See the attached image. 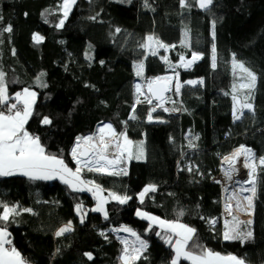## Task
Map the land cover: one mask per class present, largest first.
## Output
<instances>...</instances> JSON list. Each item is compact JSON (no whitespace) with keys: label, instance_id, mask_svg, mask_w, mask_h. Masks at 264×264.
I'll return each mask as SVG.
<instances>
[{"label":"trees","instance_id":"1","mask_svg":"<svg viewBox=\"0 0 264 264\" xmlns=\"http://www.w3.org/2000/svg\"><path fill=\"white\" fill-rule=\"evenodd\" d=\"M61 2L0 0V29L9 24L13 29L0 36V71L5 73L9 103H16L13 95L24 88L35 91L34 115L25 127L41 138L46 152L61 157L73 170L77 166L69 151L77 137L93 134L104 122L124 133L132 142L131 158L121 161L128 174L100 175L84 169L81 178L95 181L106 196L116 192L132 199L121 205L109 197L105 219L91 211L95 199L86 190L74 192L58 179L0 177V201L32 209L7 223L11 246L33 264H119L121 242L111 228L128 225L148 245L135 264H170L173 250L156 234L164 236L165 230L154 224L149 230V221L136 215L140 209L195 228L196 242L221 255L264 264V172L257 168L251 218L243 221L233 215L228 221L229 227L252 233L244 243L223 239L220 190L212 179L220 157L235 146L251 147L257 160L264 156V0H214L208 11L195 0L190 8H182L179 0H147L149 7L145 0H77L64 26L57 28ZM34 33L43 41L34 42ZM150 35L175 46L170 50L175 62L181 54L202 53L191 68L179 69V81L203 80L184 84L180 94H174L177 113L156 109L151 121L146 104L133 109L134 81L167 73L162 53L152 55L141 47ZM233 54L257 75L248 101L253 111L244 109L239 120L233 117L232 95L242 102L247 90L239 87L242 73L237 69L233 75ZM141 63L143 73L137 76L135 65ZM6 110L0 106V111ZM45 116L50 125L41 124ZM141 151L142 158L136 159ZM149 184L156 185V191L141 203L137 194ZM180 211L184 214L178 217ZM69 221L72 231L57 237L56 231ZM86 252L92 253V260Z\"/></svg>","mask_w":264,"mask_h":264},{"label":"snow or ice","instance_id":"2","mask_svg":"<svg viewBox=\"0 0 264 264\" xmlns=\"http://www.w3.org/2000/svg\"><path fill=\"white\" fill-rule=\"evenodd\" d=\"M123 2V0H121ZM77 3V0H62L58 5V11L62 12V18L59 23L55 26L57 28H62L64 26L65 20L68 18L69 14L73 10V6ZM180 6L182 8H190L192 6V0H179ZM214 0H195V4L205 10H210L213 5ZM145 7H149L147 0H145ZM27 15V14H25ZM3 17L0 16V20ZM90 19H96V17H90ZM215 22H213V40H215ZM11 24L0 29V36L5 32H12ZM117 32L120 31L119 28L116 29ZM43 37L38 34H33V41L40 43L43 41ZM149 42L156 43L161 48L175 47L174 45L169 46L160 42L157 38L149 36L146 38ZM2 43V40H0ZM182 43H184L182 41ZM141 47H150L149 45H141ZM212 63L213 69L217 67V49L216 44H212ZM15 54V50H13ZM152 55H156V51L151 52ZM202 58V53L193 51L191 53V59H187L183 54L180 56V65L184 68H190L196 61ZM167 62V57H162ZM103 63V61H101ZM173 71L175 70V65L171 66ZM233 75L237 74V69L242 75L239 79L242 81L239 85L240 89L247 90V94L244 96V100L241 102L236 94L232 95L233 100V117L234 120H239L244 115V109L248 111H253L252 103L248 102L252 97V91L255 89L257 75L250 68L246 67L243 62L236 60L233 54L232 60ZM143 73V64L137 66L136 75L141 76ZM44 73H41L43 76ZM178 73L175 76H162L155 77L154 80H149L147 87L152 96L156 100L160 101L157 107H163L164 101L167 97L164 93L170 90L173 80H175V94L179 95L181 88L184 84H203V80H188L184 81L183 84L178 79ZM39 79V78H38ZM246 81V82H244ZM154 83L157 85L153 87ZM46 86V85H41ZM136 92L143 94L141 92V86L139 84L135 85ZM236 91V85L233 84V92ZM227 94V93H226ZM16 103H9L10 97L8 94L7 85L5 83V73L0 71V106L7 107V114L4 111H0V177H10L14 175H22L27 177L29 180H53L59 178L63 183L68 185V187L74 192H83L85 190L93 193V196L97 200V206L91 211L102 212L105 219L108 218L107 210L105 209V204L108 203L109 197L117 201L119 204H126L132 197L128 195H120L116 192H109L108 197L99 195L103 191L99 184L95 181H86L81 178L82 171L86 168L90 172H95L100 175L109 176H119L128 174L126 168L120 167L121 161L126 152H129L127 145L132 142L128 140L124 133L117 134L115 129L111 124H105L98 129L99 142L95 141L93 136L77 137V143L71 150V155L73 160L76 162V169L73 170L69 168L65 163L64 159L61 157L46 152L44 145L41 143V138L39 136L31 134L25 127L29 119L34 115L33 105L36 100V93L30 91L28 88L23 89V92H17L15 94ZM145 100L151 104L153 101L145 96ZM140 101L138 100L137 103ZM22 105V107H19ZM239 105V108H237ZM135 109V105L133 106ZM156 111V108H152L148 114L149 121L152 120V113ZM164 111H169V109L164 108ZM171 111H176L172 109ZM237 111L240 115H237ZM135 116H131L130 119H135ZM52 123L51 119L47 116L43 117L41 124L50 125ZM111 136L117 138L115 147L118 149V154L110 157V141L106 142V137ZM122 136L124 143L119 142L118 137ZM81 140L85 142V146H81ZM141 144L143 142H140ZM190 147H195L191 145ZM143 156L141 151L140 155L135 158L140 159ZM239 157L244 158V168L249 169L248 176L249 180L246 183L252 185L249 189H244V191H250L251 196H245L244 200L248 202V207L252 206V200L256 193V171L260 167V171L264 172V156L259 157V163L257 164V157L253 153L251 148H247L244 145H240L230 157H226L225 160L229 164V170L225 175L231 179L232 173L236 171L233 167L235 160ZM129 158H131V153L129 152ZM191 170V169H190ZM91 185L92 187H88ZM156 191V185L149 184L137 194L138 199L141 203L144 202V198ZM241 205L237 203V207ZM0 264H29L27 258L23 257L21 253L15 247H9L12 242L9 239L10 233L7 229L8 222H14V218L23 212H32L31 208H19L18 205H9L0 201ZM226 208L231 210V205H226ZM81 205L76 206L77 213H80ZM184 213L180 211L177 215L182 216ZM136 215L149 221V230L152 229L153 224H158L162 229L165 230V235L162 236L160 232H157V236H161L164 243L169 245L173 250L174 255L170 261V264H181V261H190V264H246L245 259L237 257L232 254L221 255L211 249H208L196 242V229L190 227L187 224L179 222V219L174 221L163 220L158 216L151 215L148 212L141 211L137 209ZM83 215H81V223H83ZM233 220H236L233 217ZM211 224H215V220L210 221ZM251 223V221H248ZM72 231V222L69 221L66 225L62 226L55 233L57 237L64 235L65 233ZM113 231H124L136 237L139 242V248L133 246L129 249L127 240L121 238V243L125 245L120 259L124 264H135L136 261L141 259L143 252L147 249V242L142 240L136 232L127 226H121L120 229H115ZM104 235V233H100ZM252 233L241 232L236 227H229V222L225 220V230L223 232V239L225 241L229 240H239L244 243L246 240L250 239ZM107 239V237H105ZM57 249V253H59ZM84 255L92 260V253L86 252Z\"/></svg>","mask_w":264,"mask_h":264},{"label":"built area","instance_id":"3","mask_svg":"<svg viewBox=\"0 0 264 264\" xmlns=\"http://www.w3.org/2000/svg\"><path fill=\"white\" fill-rule=\"evenodd\" d=\"M159 48H160V52L162 53V57H167V62L164 59H162L165 64L174 65L176 62H178V61H176V62L173 61V59L170 55L171 47H169L167 49L161 48V47H159ZM184 57L186 58V60L191 59V55L189 57H186V56H184ZM178 60L180 61V56H179ZM179 69H186V68L179 66V67H176L175 70L171 73L174 75H176V73L179 74ZM187 69H189V68H187ZM171 73L163 74V75L155 76V77L172 76ZM155 77L147 76L142 80L137 79L134 81V83H133L134 105L138 104L137 101L139 100L140 101L139 103L146 104L149 109L156 108V109H161L162 111H164V108H167V109H169V111H164V112L177 113L178 108H172L171 106H169V103L167 102L168 95H166L167 99L164 101L163 107H157V105L160 103V101H155L152 99V97L149 93L148 87H147V83L149 80H154ZM178 79H179V75H178ZM137 84H139L141 86V92L143 94H139L136 92L135 85H137ZM174 90H175V88H174ZM145 96H148V98L151 99L153 102L151 104H149L145 100ZM179 104H180V101H179ZM19 107H22V105H20ZM172 109H176V111H171ZM5 113L7 114V110L5 111ZM105 124H108V123H101L100 125H98L96 127L93 134L89 135V136H93L95 138L96 142H98L99 135H100L98 129ZM82 137H86V136H82ZM113 138L114 137H111V136L106 137V142L110 141V143L116 144V142H115V140H113ZM76 143H77V140L74 142L73 146L71 147V149L69 151V156L75 164H76V162L72 158L71 150L76 145ZM240 145H242V144H240ZM240 145L233 147L229 153L220 157L218 167H217V173L212 178L214 183H216L219 186V190H220L219 191L220 220L224 223H225V220L229 221L233 215L237 216L239 219H241L243 221L249 220L251 218L252 212H253V204L251 207H248V202L246 200H244L245 196H251L252 195V193L250 191H244V189H249L252 187V185L250 183H246V181L249 180L248 174H243L242 172H239L236 170L232 173L231 179H229L225 175V173L229 170V164L227 163L225 158L230 157L232 155V153L237 148H239ZM81 146L82 147L85 146V142L83 140H81ZM244 146H246V145H244ZM246 147L251 148L249 146H246ZM253 153H254V151H253ZM114 155H117V154H114ZM238 160H241L244 163L243 157H239ZM233 167L235 168L234 164H233ZM238 202L241 205L240 207H237ZM252 202H253V200H252ZM226 205H231L230 213H229V210L226 208ZM116 228L117 227H112V229H116ZM126 237L129 238V236H126ZM122 252H123V245L120 244L119 255ZM23 257L27 258V260H28V257L26 255H23ZM28 262H29V260H28Z\"/></svg>","mask_w":264,"mask_h":264},{"label":"rangeland","instance_id":"4","mask_svg":"<svg viewBox=\"0 0 264 264\" xmlns=\"http://www.w3.org/2000/svg\"><path fill=\"white\" fill-rule=\"evenodd\" d=\"M62 13V12H61ZM37 34V33H36ZM39 35V34H38ZM40 36V35H39ZM151 36V35H150ZM150 44V47H147L148 48V50H149V52H152L153 50H155L156 51V53H159L160 52V48H159V46L156 44V43H154V42H149L148 40H147V45H149ZM178 62H176L174 65L176 66V67H179V65H180V63H181V61H179V60H177ZM138 65H140V64H138ZM138 65H135V72L137 71V66ZM171 66H173L172 64H166V69H167V73H165V74H169V73H171V72H173V68L171 67ZM175 67V68H176ZM172 74V73H171ZM172 76H175L174 74H172ZM174 88H175V80H173V82H172V84H171V87H170V90H169V92L167 93V95H168V99H167V102L169 103V106H171L172 108H176V106H174V104H175V101H174V94H175V90H174ZM25 89V88H24ZM30 91H32V92H35V91H33V90H31V89H29ZM18 92H23V89L21 90V91H18ZM17 93V92H16ZM15 93V94H16ZM15 94L13 95L14 97H15ZM104 123H107V122H104ZM108 124H110V123H108ZM100 125V124H99ZM102 127V126H101ZM116 131V130H115ZM116 133L117 134H119L117 131H116ZM118 139H119V142L121 143V144H123L124 143V139H123V137L122 136H120V137H118ZM113 140H115V142H117V138H113ZM98 142H99V139H98ZM97 142V143H98ZM130 145L131 144H129V145H127L126 147L128 148V150H129V152H130ZM117 150V154H118V149H116ZM129 152H126L125 154H124V159L125 160H127V158H128V156H129ZM257 162V164L259 163V160H257L256 161ZM243 163V162H242ZM241 165H244V164H241ZM120 167H121V164H120ZM248 171H249V169H247ZM247 171V172H248ZM88 187H92L91 185H89ZM87 191V190H86ZM92 196H93V193L92 192H90V191H88ZM102 196H104V197H108V196H106V195H104L103 194V192H102ZM93 198L95 199V203H94V205L92 206V209L93 208H95L96 206H97V200H96V198L93 196ZM105 209H106V204H105ZM100 213H102V212H100ZM103 214V213H102ZM104 215V214H103ZM152 215V214H151ZM155 216V215H154ZM139 217V216H138ZM161 218V217H160ZM161 219H163V218H161ZM163 220H165V219H163ZM111 230L113 231V230H115V229H112L111 228ZM116 232V231H115ZM129 237H131L130 239H128V238H123V239H126L127 241L129 240L130 241V245H133V246H135L136 248H139V242L136 240V237L135 236H129ZM134 237V238H133ZM121 238L122 237H118V240L121 242ZM120 244H122V245H124L123 243H120ZM128 245H129V243H127Z\"/></svg>","mask_w":264,"mask_h":264},{"label":"bare ground","instance_id":"5","mask_svg":"<svg viewBox=\"0 0 264 264\" xmlns=\"http://www.w3.org/2000/svg\"><path fill=\"white\" fill-rule=\"evenodd\" d=\"M117 148L115 147V143H110V150H109V155L110 157L113 156L114 154H117ZM241 160H238V158L235 160L234 165L237 171L242 172L243 174H248V170L244 168ZM245 176V175H244Z\"/></svg>","mask_w":264,"mask_h":264},{"label":"water","instance_id":"6","mask_svg":"<svg viewBox=\"0 0 264 264\" xmlns=\"http://www.w3.org/2000/svg\"><path fill=\"white\" fill-rule=\"evenodd\" d=\"M157 85L154 83V85H153V87L155 88ZM169 91H167V92H165L164 93V96L166 97V95H167V93H168ZM150 93V92H149ZM150 95H151V93H150ZM151 97H152V99L153 100H155V101H158V100H156L155 99V97L154 96H152L151 95ZM121 226H127L128 228H131L130 226H128V225H121ZM121 226H119V227H117L116 229H120L121 228ZM132 229V228H131ZM133 230V229H132ZM134 231V230H133ZM115 234H117V235H119V236H133V235H131L130 233H128V232H124V231H113ZM135 232V231H134Z\"/></svg>","mask_w":264,"mask_h":264},{"label":"crops","instance_id":"7","mask_svg":"<svg viewBox=\"0 0 264 264\" xmlns=\"http://www.w3.org/2000/svg\"><path fill=\"white\" fill-rule=\"evenodd\" d=\"M70 168V167H69ZM59 181H61L59 178H57ZM62 182V181H61ZM99 195H102V192L101 193H99ZM102 214V213H101ZM154 225H156L158 228H160V229H162L158 224H154ZM164 230V229H163ZM117 237H122V238H128V237H126V236H119V235H117ZM131 237H129L128 239H130ZM134 238V237H133ZM9 239H10V236H9ZM127 243H129V245H128V247H129V249H131L132 247H133V245H130V241L128 240L127 241ZM139 245V244H138ZM140 246V245H139ZM9 247H12L11 245L9 246ZM124 247H125V245H123V249H124ZM20 252V251H19ZM121 255H122V253L119 255V264H124V262L120 259V257H121ZM189 263H190V261H188ZM29 264H32V263H30L29 262Z\"/></svg>","mask_w":264,"mask_h":264},{"label":"clouds","instance_id":"8","mask_svg":"<svg viewBox=\"0 0 264 264\" xmlns=\"http://www.w3.org/2000/svg\"><path fill=\"white\" fill-rule=\"evenodd\" d=\"M197 62V61H196Z\"/></svg>","mask_w":264,"mask_h":264}]
</instances>
